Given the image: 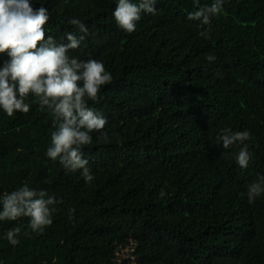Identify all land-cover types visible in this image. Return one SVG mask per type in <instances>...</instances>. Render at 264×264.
Wrapping results in <instances>:
<instances>
[{"label":"trees","instance_id":"1","mask_svg":"<svg viewBox=\"0 0 264 264\" xmlns=\"http://www.w3.org/2000/svg\"><path fill=\"white\" fill-rule=\"evenodd\" d=\"M117 2L30 0L48 9L57 43L84 35L69 20L87 26L69 54L112 75L88 101L107 138L93 132L83 148L88 182L47 156L56 126L36 97L28 113L0 108V195L27 184L59 201L42 231L26 216L0 221V264H264V195H246L264 176V0H225L209 25L187 19L194 0H158L133 33L116 24ZM225 128L250 132L248 168L236 161L242 145L217 144Z\"/></svg>","mask_w":264,"mask_h":264},{"label":"clouds","instance_id":"2","mask_svg":"<svg viewBox=\"0 0 264 264\" xmlns=\"http://www.w3.org/2000/svg\"><path fill=\"white\" fill-rule=\"evenodd\" d=\"M158 0H118L113 16L118 27L128 33L136 31L137 22L142 13L155 15ZM225 0H213L211 5L200 6V0H194L198 10L189 13L187 19L201 21L209 25L213 17L223 12ZM50 16L44 6L34 8L30 0H0V54L6 53L0 68V108L9 116L16 112L28 113L29 104L25 99L36 97L41 110H50L56 126L51 136V146L47 156L64 166L67 172H81L86 181L91 182L89 160L84 158L83 148L92 143L91 133H102L108 121L88 101L99 102L102 86L111 83L112 75L105 69L103 62L97 59L80 60L69 53L79 49L88 33L87 26L79 19L68 21L84 35L74 32L65 34L67 43H57L48 35L45 25ZM204 38H210L207 32H200ZM211 62L215 57L209 55ZM251 140L249 131L233 132L223 129L216 142L224 149L233 145H242L236 161L241 168H248L252 156L246 141ZM161 195H164L162 190ZM248 202L264 195V176L247 186ZM59 201L44 190H35L27 184L11 193L0 195V221H16L20 217H29V226L33 231H42L52 224V213ZM21 229L16 227L7 231V240L13 246L19 243L16 238ZM55 264V260H53Z\"/></svg>","mask_w":264,"mask_h":264}]
</instances>
